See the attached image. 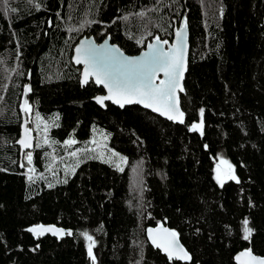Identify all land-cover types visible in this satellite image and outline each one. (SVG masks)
Segmentation results:
<instances>
[{
    "label": "trees",
    "instance_id": "trees-1",
    "mask_svg": "<svg viewBox=\"0 0 264 264\" xmlns=\"http://www.w3.org/2000/svg\"><path fill=\"white\" fill-rule=\"evenodd\" d=\"M183 16L184 123L137 104L101 108L93 98L104 88L82 85L71 61L78 41L111 36L136 54L156 36L172 40ZM25 99L29 128L38 120L45 135L23 151ZM201 119L203 131H191ZM113 151L127 158L123 171L105 162ZM220 161L239 182L221 185ZM38 224L67 232L35 235ZM158 224L191 261L147 240ZM242 249L264 257V0H0V264H237Z\"/></svg>",
    "mask_w": 264,
    "mask_h": 264
},
{
    "label": "snow or ice",
    "instance_id": "snow-or-ice-1",
    "mask_svg": "<svg viewBox=\"0 0 264 264\" xmlns=\"http://www.w3.org/2000/svg\"><path fill=\"white\" fill-rule=\"evenodd\" d=\"M2 2L8 4L9 0H2ZM36 7L39 8V4H37ZM8 11L15 12V9L9 8ZM140 15H144V13H140ZM183 23V27L176 29V42L170 45L167 50L164 45H168L169 42L167 40H161L159 36H156L155 43H149L147 45L148 50L141 56L136 57L125 56L119 48L108 46L107 41L99 46L89 41L81 43V45L75 49V63H82L85 66L83 84H88L90 78H94L96 84L103 85L107 88V95L95 97L97 103L104 106L105 101H112L122 108L128 104L139 103L161 113L170 120L183 123L185 114L179 107L180 101L178 92L183 91L182 80L187 70V19H185ZM149 35H151V33H149ZM137 43H143V38L138 40ZM161 73L163 74V79H160ZM30 91L31 87L27 86L25 95ZM22 108L26 114H30L32 111V106L27 99L23 101ZM36 115L37 119H40L39 114L37 113ZM200 115L203 117L204 109H200ZM27 123L28 122L25 121L24 136L18 143L24 149H31L33 147L30 136L31 130L27 127ZM203 123V119H201L199 123H193L190 130H199L202 132ZM47 129L48 125L45 123L44 131L47 132ZM45 143H48L47 139H45ZM64 143L72 145L76 143V141L74 139H69ZM93 143H95V141H93ZM85 151H87V149H85ZM70 155L75 157L77 156V152L73 151ZM101 158H103V154H101ZM25 159L29 165L32 164L33 155L31 151L26 152ZM105 162L123 171V165L127 163V158L113 151ZM222 163L228 164L227 161H222ZM228 168L229 172L224 173V175H226L229 180L239 182L238 178L231 172L232 166L228 165ZM74 170L75 169H72L73 172ZM28 171L33 172L35 170L30 167ZM41 178H43V176H41ZM31 179L32 177L29 176V180ZM216 179L223 185L224 181L219 166L217 168ZM64 182L66 183L67 181L65 180ZM52 186V184L48 185V187ZM248 224L249 221L245 219L243 221L244 239H250L253 231L248 227ZM30 231L36 232L38 235L44 232L63 235L65 232L64 229L56 228L55 226L45 227L43 225L32 228ZM161 232L163 236L160 235ZM67 234L71 235L72 233L69 231ZM148 234L152 244L162 249L167 254L169 260H180L185 262L192 260L191 254L179 243V234L176 231L169 229H149ZM82 235L89 241L87 247L88 256L95 261L96 257L93 248L95 247L96 241L94 237L87 232L82 233ZM241 257H247L248 259L241 260ZM236 259L241 260V264H264V259L253 256L251 249L240 253Z\"/></svg>",
    "mask_w": 264,
    "mask_h": 264
},
{
    "label": "water",
    "instance_id": "water-1",
    "mask_svg": "<svg viewBox=\"0 0 264 264\" xmlns=\"http://www.w3.org/2000/svg\"><path fill=\"white\" fill-rule=\"evenodd\" d=\"M185 17H186V16H183V17H182V21L180 22V25H179V27H177V28H181V27L184 26V23H183V22H184L185 19H187V18H185ZM187 22H188V21H187ZM177 28H175V30H173V31H174V37H173V39H172V40H167V41L169 42V44H168V45H164V47H165L166 50H167V48H168L170 45H172V44H174V43L176 42L175 32H176V29H177ZM160 39H161V40H165V39H162L161 37H160ZM85 41H89V42H91V43H93L94 45H97V46H99V45H101V44H104V43L107 41V45H108V46H115V47L119 48L120 51H121L125 56H128V57H136V56H141L145 51H147V50H148L147 45H148L149 43H155V38H154L153 40L148 41L147 44H145L146 46H145L140 52H138V53H136V54H129V53H127L125 50H123V49L121 48V46H119V44L112 42L111 36H107L104 40H102V41H100V42L97 41L96 38H95L93 35H91V36H83V37L78 41V43L75 45V47H73L74 50H73V55H72V60H71V61L74 62V64H75L76 66H81V72H80L79 74H80V82H81L82 85H85V84H83V72H84V67H85V66H84L82 63H81V64H76V63H75V56H76L75 49H76L78 46H80L81 43H83V42H85ZM189 43H190V31H189V25H188V23H187V29H186V45H187V48H186V61H187V69H188V67H189V57H188L189 54H190V44H189ZM187 71H188V70L185 71V73H184V78H183V80H182L183 91H182V92H178L179 101H180L179 107H180V110H181V111H183V109H181L182 105H181V96H180V94H182V93L184 92V90H185V83H184V81H185V77H186ZM160 79H163V74H162V73L160 74ZM91 80H93V81L95 82L94 78H90L89 82H90ZM157 82H158V81H157ZM97 85H98V86H102V87L104 88V90H105V93H104V94H100V95H97V96L107 95V88L104 87L103 85H99V84H97ZM97 96H95V97H97ZM95 97H94L93 99H94V101L97 103ZM107 102H111V103H113L112 101H105V105H104V106L100 105L99 103H97V104H98L99 106H101V108H106ZM113 104H115V103H113ZM133 104L140 105L141 107L146 108L147 110H150V111H152L153 113H156V114H158L159 116H161V117H163V118H165V119H168L166 116L162 115L161 113L156 112V111H154V110L151 109V108H147V107H145L143 104H139V103H133ZM133 104H128V105H133ZM115 105H116V106H119V105H117V104H115ZM125 106H127V105H125ZM125 106H124V107H125ZM119 107H120V106H119ZM124 107H123V108H124ZM121 108H122V107H121ZM183 112H184V111H183ZM184 114H185V112H184ZM23 115H24V118H23V122H22V127H21V132H20L19 140H20L21 138H23V136H24L25 121H27V117H26L25 113H24ZM183 119L186 120V116H185V115H184V118H183ZM168 120H170V119H168ZM171 121H173V120H171ZM173 122L180 123V122H178V121H173ZM183 123H184V122H183ZM27 127L29 128L28 123H27ZM29 129L31 130V132H30L31 142H32L33 147H34L35 144H36V141H35V140H37L38 137L36 136L35 132H33V130H32L31 128H29ZM19 140H17V142H18ZM19 145H20V144H19ZM20 146H21V145H20ZM21 149H22L23 151L26 150V149H24L22 146H21ZM225 173H226V172H225ZM39 225H43V226H45V227L55 226L56 228L64 229V230H65L64 234L67 232V231H66V230H67L66 228H63V227L57 226V225H55V224H38V225H34V226H32V228H36V227L39 226ZM32 228H31V229H32ZM149 229H169V230H173L172 227L167 226L166 224H158V225H155V226H149V228L146 230V235H147V238H148L147 240H149V242H150L151 244H152V241H151V238L149 237V234H148V230H149ZM69 231L72 233L71 230H69ZM69 231H68V232H69ZM174 231H175V230H174ZM31 232H33V231H31ZM33 233H34L35 235H38L36 232H33ZM45 234H53V233H52V232H44V233L41 234V235H45ZM54 235H56V234H54ZM160 235L163 236V233L161 232ZM179 238H180V237L178 236L179 243H180L181 245H183V247L186 249V247L184 246V244L181 242V239H179ZM152 245H153V244H152ZM153 246H154V245H153ZM159 249H160V248H159ZM160 250H161L162 253L166 254L162 249H160ZM186 250H187V249H186ZM246 250H248V249H242V250H240L239 252L237 251V254L235 255V263H237V264H241V260H247V259H248L247 257H241V260H237V259H236V257L239 256L240 253H242V252H244V251H246ZM251 252H252L253 256L258 257V258H261V259H264L263 255L256 254V253L253 252L252 250H251ZM166 255H167V254H166Z\"/></svg>",
    "mask_w": 264,
    "mask_h": 264
},
{
    "label": "rangeland",
    "instance_id": "rangeland-1",
    "mask_svg": "<svg viewBox=\"0 0 264 264\" xmlns=\"http://www.w3.org/2000/svg\"><path fill=\"white\" fill-rule=\"evenodd\" d=\"M199 122H200V120L199 121H195L194 123H199ZM35 125H33L31 128L34 130V132H35L36 136L38 137V139H40V138H42L45 135L44 132L42 131V128H41V126H43V123L41 124L40 121L36 120L35 121ZM38 125H39V127H38ZM197 131H199V130H197ZM199 132H201V131H199ZM38 139H37V141H38ZM40 146L42 147L43 144H41ZM228 165L229 164L222 163V161L218 162V164H217V168L219 166L223 181L228 179L227 176L224 175L225 172H229ZM231 171H232V168H231ZM215 173H216V177H217V170L215 171ZM232 174H234V173L232 172Z\"/></svg>",
    "mask_w": 264,
    "mask_h": 264
}]
</instances>
